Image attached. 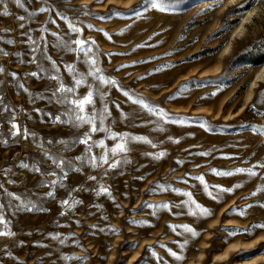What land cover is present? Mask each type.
<instances>
[{"label":"rangeland","instance_id":"1","mask_svg":"<svg viewBox=\"0 0 264 264\" xmlns=\"http://www.w3.org/2000/svg\"><path fill=\"white\" fill-rule=\"evenodd\" d=\"M263 63L264 0L0 3V264H264Z\"/></svg>","mask_w":264,"mask_h":264},{"label":"bare ground","instance_id":"2","mask_svg":"<svg viewBox=\"0 0 264 264\" xmlns=\"http://www.w3.org/2000/svg\"><path fill=\"white\" fill-rule=\"evenodd\" d=\"M230 1L233 5H236V2L238 0H230ZM258 11H259L258 7H253L251 9H247L245 12H243L242 15H240V16L235 15V17L231 18V19H237L239 17L241 18V22L239 24V29L234 33V35L232 36V39L236 36H240L243 34V32L246 30L245 25L252 20V18L254 17V15H256L258 13ZM232 44L233 43L230 42L227 45V47L225 49V52L227 51V54L230 53V50L232 49ZM262 84H264V63L254 73L253 79H252L250 86H249L245 105L252 102L255 99L256 89L259 88V86ZM226 224L227 225H236V224H233L232 222H228ZM237 226H241V225H237ZM6 240H7L6 233L0 235V243H2L4 245L6 243ZM193 241H195V238L191 237V242H193ZM242 247H243L242 243L232 244V246L228 250H226L223 254H215L213 261L217 263L218 261L228 260L231 257V251L241 250ZM205 258H206V253L204 252V250H202L198 256L196 264H204ZM255 263L256 262L253 260L252 261H242V262L237 261L236 262V264H255Z\"/></svg>","mask_w":264,"mask_h":264},{"label":"snow or ice","instance_id":"3","mask_svg":"<svg viewBox=\"0 0 264 264\" xmlns=\"http://www.w3.org/2000/svg\"><path fill=\"white\" fill-rule=\"evenodd\" d=\"M3 2H4V0H0V3H3ZM16 2L19 4V3H20V0H16ZM174 3H175V0H152V7L158 9V10L161 11V12H165V11H169V10L173 7ZM42 10H43V9H42ZM5 14H7V13L5 12ZM19 19L23 20L24 17H19ZM76 43H78V44H82L83 42H82V41H76ZM0 70H2V69H0ZM33 75H35V73H33ZM108 82L115 84V81H106V83H108ZM79 83H80V81H77V84H79ZM182 87H185V86H182ZM58 91H60V92H65V91H67V92H72L73 89H70V88H69V89H65L63 86H61L60 89H58ZM125 95H127V93H125ZM91 96H92V94L89 93L88 96L85 97L84 99H82V100H72L71 103H72L73 105H75L76 109H78L80 112H83V111H84V107H85V105H86V104H91V103H92ZM262 97H264V94H262ZM137 102H138V103H142V101H137ZM144 106L147 107V105H144ZM253 107H255V105H253ZM149 110L151 111V109H149ZM76 119H77V120H81V121H83V120H84V117L78 115V116L76 117ZM87 122L93 124L91 130H92L93 132H95V131L97 130L96 127H95V124H94L91 120H88ZM13 127H16V126L14 125ZM17 131H19V129H17ZM113 138H115V137H113ZM82 142H83V143H87V140L82 141ZM101 146L103 147V142H101ZM126 150H127V149H126L124 143H121V144H118V145H117L115 148H113L111 151H112L113 153H116L117 151H121V152H123V151H126ZM103 159L105 160V162H107V158H106V157H104ZM60 163H63V162L61 161ZM22 166H23V167H27V165H22ZM113 166H114V165H113ZM238 171H245V170H244V169H239ZM217 174L231 175L232 173H217ZM250 174L255 175L254 172H252V173H250ZM201 179H202V178H201ZM105 191H106V190H105ZM224 191H231V190H230V189H224ZM50 194H51V193H49V195H50ZM64 203H67V201H64ZM197 207H200V206L197 205ZM201 211H202L203 214H205V215H210V214H211L207 209H201ZM0 222H2V220H0ZM258 227H262V228H264V225H258ZM185 229H186V231L190 232L193 236L197 235V233H196L191 227L185 226ZM2 234H4V233H0V235H2ZM171 254H172L177 260H181V259H183L182 256L177 255L175 252H173V253H171Z\"/></svg>","mask_w":264,"mask_h":264}]
</instances>
